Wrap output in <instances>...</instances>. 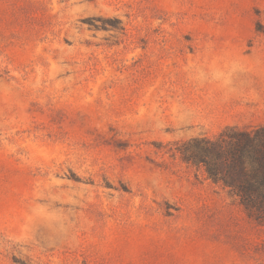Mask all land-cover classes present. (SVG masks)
<instances>
[{
    "label": "rangeland",
    "instance_id": "1",
    "mask_svg": "<svg viewBox=\"0 0 264 264\" xmlns=\"http://www.w3.org/2000/svg\"><path fill=\"white\" fill-rule=\"evenodd\" d=\"M264 124V0H0V264H264L201 164Z\"/></svg>",
    "mask_w": 264,
    "mask_h": 264
},
{
    "label": "trees",
    "instance_id": "2",
    "mask_svg": "<svg viewBox=\"0 0 264 264\" xmlns=\"http://www.w3.org/2000/svg\"><path fill=\"white\" fill-rule=\"evenodd\" d=\"M188 160L201 164L215 184L226 188L258 222L264 223V124L252 129L227 127L202 138Z\"/></svg>",
    "mask_w": 264,
    "mask_h": 264
}]
</instances>
